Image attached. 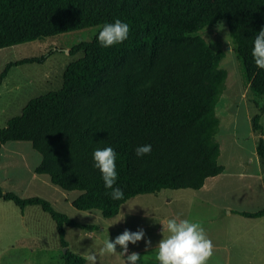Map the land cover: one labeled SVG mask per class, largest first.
<instances>
[{
    "label": "trees",
    "instance_id": "16d2710c",
    "mask_svg": "<svg viewBox=\"0 0 264 264\" xmlns=\"http://www.w3.org/2000/svg\"><path fill=\"white\" fill-rule=\"evenodd\" d=\"M116 19L126 22L128 38L102 47L96 38L69 50L78 57L62 74L61 87L29 100L0 129L1 146L30 142L41 160L36 174L64 191H77V210H97L104 218L118 214L122 204L163 189L198 190L205 180L224 171L215 139L219 120L215 106L225 90L227 73L219 67L222 50L214 51L199 35L201 28L225 20L244 89L264 97V70L251 56L254 38L264 27V0H0V49L40 37L80 30ZM48 54L8 62L11 67L42 64ZM262 109H260V112ZM261 113L251 119L259 132L256 155L264 160ZM151 145L138 157V146ZM112 147L117 153L115 187L124 198L113 200L94 167L92 153ZM20 211L39 206L55 223L63 264H84L71 250L64 227L93 230L38 196L4 192ZM246 218L264 217V208L239 211Z\"/></svg>",
    "mask_w": 264,
    "mask_h": 264
},
{
    "label": "rangeland",
    "instance_id": "374dc122",
    "mask_svg": "<svg viewBox=\"0 0 264 264\" xmlns=\"http://www.w3.org/2000/svg\"><path fill=\"white\" fill-rule=\"evenodd\" d=\"M157 1L144 0L147 5ZM211 3L216 7L219 0ZM96 34L97 26H92L1 48L0 72L11 61L48 56L42 64H22L8 70L0 84V129L29 100L59 89L66 65L78 57L70 55L69 50ZM191 35L201 36L207 44L211 41V49L224 52L219 67L227 73L225 90L215 106L219 120L215 135L220 147L218 162L224 171L207 178L202 188L137 195L122 204L118 214L104 218L97 210L81 211L71 205L79 192L64 191L52 185L46 175L35 173L41 156L30 142L9 141L1 146L3 191L24 198L41 197L69 218L96 226L93 230L64 227L67 248L84 258L94 253L95 264H124L119 253H103L101 249L107 238L114 240L126 229L145 232L144 239L128 245V252L139 253L140 264H157L155 246L167 235L161 234V224L173 218L201 223L214 245L207 264H264V217L246 218L237 213L264 208V160L256 155L259 132L251 127L252 117L261 113L264 138V97L242 87L225 20ZM123 214L124 219L115 223ZM145 240L151 241L147 251ZM63 250L54 221L39 206H27L22 212L13 202L0 199V264H63ZM84 264H89L86 258Z\"/></svg>",
    "mask_w": 264,
    "mask_h": 264
},
{
    "label": "clouds",
    "instance_id": "9594fccd",
    "mask_svg": "<svg viewBox=\"0 0 264 264\" xmlns=\"http://www.w3.org/2000/svg\"><path fill=\"white\" fill-rule=\"evenodd\" d=\"M98 34L95 38L102 47H111L122 43L128 38L129 25L119 19L113 23H105L103 26L97 25ZM96 31V30H94ZM211 41H208V44ZM251 56L255 66L264 70V27L260 29L254 38ZM151 152V145L138 146L135 154L138 157L148 155ZM117 153L112 147L96 149L92 153L94 167L101 174V178L106 189H111L108 193L113 200H122L124 193L121 188L115 187L117 180L116 171ZM124 214L115 223L122 221ZM114 224V223H113ZM112 225V224H111ZM161 234L166 232L155 246V261L157 264H207L212 257L214 245L208 238L200 222H192L189 219L173 218L161 224ZM145 237L143 229L135 232L124 230L117 235L114 240L107 238L101 251L108 254H117L124 259V264H140L141 255L137 252H128V245H135ZM145 251L151 247V241L145 240ZM117 246L121 251L117 252ZM89 264H95L96 255L89 253L86 257Z\"/></svg>",
    "mask_w": 264,
    "mask_h": 264
},
{
    "label": "crops",
    "instance_id": "0c3cea01",
    "mask_svg": "<svg viewBox=\"0 0 264 264\" xmlns=\"http://www.w3.org/2000/svg\"><path fill=\"white\" fill-rule=\"evenodd\" d=\"M22 212H24V209L22 210Z\"/></svg>",
    "mask_w": 264,
    "mask_h": 264
},
{
    "label": "water",
    "instance_id": "95a60500",
    "mask_svg": "<svg viewBox=\"0 0 264 264\" xmlns=\"http://www.w3.org/2000/svg\"><path fill=\"white\" fill-rule=\"evenodd\" d=\"M63 252H65V249L63 250Z\"/></svg>",
    "mask_w": 264,
    "mask_h": 264
}]
</instances>
